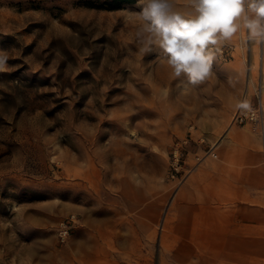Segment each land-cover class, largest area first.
<instances>
[{
  "label": "rangeland",
  "instance_id": "rangeland-1",
  "mask_svg": "<svg viewBox=\"0 0 264 264\" xmlns=\"http://www.w3.org/2000/svg\"><path fill=\"white\" fill-rule=\"evenodd\" d=\"M156 2L145 19L153 0H0V264H105L97 241L121 214L108 188L177 183L173 144L231 128L240 64L230 60L252 40L257 53L258 39L241 27L206 42L207 73L177 76L162 45L195 8ZM144 254L128 264H169Z\"/></svg>",
  "mask_w": 264,
  "mask_h": 264
},
{
  "label": "crops",
  "instance_id": "crops-1",
  "mask_svg": "<svg viewBox=\"0 0 264 264\" xmlns=\"http://www.w3.org/2000/svg\"><path fill=\"white\" fill-rule=\"evenodd\" d=\"M256 44L252 40L241 46L230 60L240 64L239 98L255 87L257 53L264 62V43L257 53ZM189 137L195 144L189 142L186 168L207 149L216 158L207 157L180 184L124 179L108 188L119 198L112 205L121 213L120 225L110 226L107 246L97 241L98 252H103L98 260L128 264L130 254L145 252V257L156 251L157 258L165 256L169 264L264 263V139L239 127L214 140Z\"/></svg>",
  "mask_w": 264,
  "mask_h": 264
},
{
  "label": "clouds",
  "instance_id": "clouds-1",
  "mask_svg": "<svg viewBox=\"0 0 264 264\" xmlns=\"http://www.w3.org/2000/svg\"><path fill=\"white\" fill-rule=\"evenodd\" d=\"M192 3L196 15L191 19H174L169 40L162 45L169 53V63L177 76L185 72L195 80L202 73H207L206 61H210L211 55H204L206 42L216 43L218 38L231 39L241 27L249 32L250 39L264 40V0H192ZM158 7L159 4L153 0L151 13L144 10L145 19L154 15ZM241 18L243 24L238 22ZM177 39L184 40L185 44L173 54L170 51L172 47L168 45L176 44ZM176 53L187 59L178 58ZM3 65L4 60L0 59V68Z\"/></svg>",
  "mask_w": 264,
  "mask_h": 264
},
{
  "label": "built area",
  "instance_id": "built-area-1",
  "mask_svg": "<svg viewBox=\"0 0 264 264\" xmlns=\"http://www.w3.org/2000/svg\"><path fill=\"white\" fill-rule=\"evenodd\" d=\"M245 9L247 5L245 4ZM260 45L264 40L258 39ZM256 84L251 94L244 91L240 98L238 108L231 117V127L247 128L252 134L264 139V104H262V92H264V62L261 54L258 55L255 66ZM189 139L176 141L171 149L170 178L178 184L184 181L185 177L207 157L216 158V154L207 149L194 157L195 164L192 168H186V161L189 155ZM68 232L67 227L62 231L63 235Z\"/></svg>",
  "mask_w": 264,
  "mask_h": 264
},
{
  "label": "snow or ice",
  "instance_id": "snow-or-ice-1",
  "mask_svg": "<svg viewBox=\"0 0 264 264\" xmlns=\"http://www.w3.org/2000/svg\"><path fill=\"white\" fill-rule=\"evenodd\" d=\"M171 43H172V42L170 41V44H171ZM170 51H173V48L170 49ZM176 55H177L178 58H185V59H187V57H182L180 53H176Z\"/></svg>",
  "mask_w": 264,
  "mask_h": 264
}]
</instances>
